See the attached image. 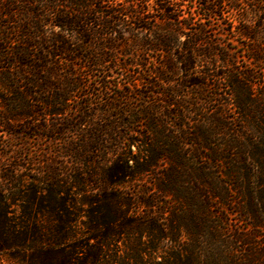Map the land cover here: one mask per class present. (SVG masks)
I'll use <instances>...</instances> for the list:
<instances>
[{
  "label": "trees",
  "instance_id": "obj_1",
  "mask_svg": "<svg viewBox=\"0 0 264 264\" xmlns=\"http://www.w3.org/2000/svg\"><path fill=\"white\" fill-rule=\"evenodd\" d=\"M184 1L0 0L1 131L21 127L64 143L54 158L43 153L37 184L26 190L15 171L1 173L0 251L29 244L36 252L28 264H47L77 237L80 204L88 241L83 260L71 256L70 264H264V0H204L201 13ZM226 11L236 16L228 30L245 46L249 69L229 70L237 57L207 35V21ZM91 78L99 103L81 101ZM188 144L198 155L190 158ZM150 174L169 196L167 211L124 190ZM19 195L28 205L17 223L6 205ZM143 204L151 209H135ZM215 206L246 221L245 231L223 226ZM142 251L150 259L163 252L162 260L145 263Z\"/></svg>",
  "mask_w": 264,
  "mask_h": 264
},
{
  "label": "rangeland",
  "instance_id": "obj_2",
  "mask_svg": "<svg viewBox=\"0 0 264 264\" xmlns=\"http://www.w3.org/2000/svg\"><path fill=\"white\" fill-rule=\"evenodd\" d=\"M191 1L193 2L194 6L197 7L196 8L197 11H199L200 13L203 12V10H201L200 7L202 6V3L204 0H191ZM186 2L187 0L184 1V3ZM198 16L199 14L197 13L195 18L198 19ZM235 18H236L235 15H233L229 11H226L224 12L223 18H221V16H214L207 21V23L210 25L208 26L207 35L211 39H214V40L221 39L222 41H225V43L227 44V48L225 49H227L228 53H234L233 55L237 57L235 66L228 67V69L232 71H234L236 67L239 69H243V70L249 69L250 67H252L249 64V62L246 61L245 58H243L244 53H246L245 46H242L241 42H239L240 39L238 38V36H236L233 33L230 34V31L228 30V22L232 21ZM231 47L232 48L236 47V48L232 50ZM219 48L222 51V47H219ZM263 67L264 65L258 68L263 69ZM220 71L222 72L223 70L220 69L219 72ZM224 71H227V69ZM117 80L123 85L126 83V78L125 80L123 79L122 80L117 79ZM117 80L115 82H117ZM136 82L139 87L140 85H142L140 80H137ZM221 83H222L221 86H223V88L225 89L226 81L223 80ZM87 84L91 85V87L87 91L88 94L84 96V98H82L81 101H86V100L92 101L93 100L94 102L99 103L101 99L99 100L98 97L91 95L92 91H94L92 88L96 86L97 81L94 78H91L89 81H87ZM145 89L146 88H144L143 90L145 91ZM226 95L227 94H225V96H222V98L224 99ZM74 99H77V98L74 97ZM150 100L153 102H159L158 97L154 96V94H152ZM70 101L72 104L75 103L73 100H70ZM218 106H219L218 102H215V104L212 106L210 105L209 108L214 109V108H217ZM2 111L3 109L0 108V115L2 114L1 113ZM71 115L72 113L67 112L65 114L57 115L55 117L58 119H63ZM1 129L2 128L0 127V177H1V173L10 169L12 171H15L17 176L22 177L25 187H21V190H24V189L26 190L27 189L26 187L36 185L37 182L34 180V178L39 177L38 172L35 170V168L38 167L37 161L41 159V157L43 156V153L45 155L47 151H49L48 154H46L48 157H51V158L56 157L55 151H62V147L64 146V143L57 142V143L49 144L46 140L42 141L43 139L42 140L35 139L32 135L27 134L29 133V131L25 132V130L21 127L14 128L15 131L19 133V134H14V135H11L9 132H3L1 131ZM137 129H139L140 131H143L145 127L139 124L137 126ZM175 129L176 128L174 127H170L167 133L170 134L171 132L175 131ZM190 131L195 132L194 129L192 130L190 129ZM189 142L191 143V139L189 140ZM137 149H138L137 145L132 148L134 152H136ZM186 149H188L190 158L193 157L194 153L195 155H198V150L195 147H193L191 144H188V146L186 145ZM17 156H22V157L17 158ZM60 156H64L63 153H60ZM190 160H191V163H195V160L193 159H190ZM57 161H61L60 164H63V165L67 161H69L70 163L72 162L71 159L69 158H59ZM199 162L200 160L198 159V164ZM130 164H132L133 166L136 165L132 161H130ZM16 165H22V167H17ZM167 165H168L167 162L161 163L160 165L161 169L162 168L165 169ZM157 177H159V175L157 176L154 174L137 177L136 179H133L132 181L128 182L124 190L133 193L137 200L139 199L146 200V201L154 203V209L156 207H157L156 209H162V208L167 207L165 208L167 211V209H170V206L169 204L168 206H165L164 201L168 203L170 202L169 201L170 199H169V196H164L158 191L156 187ZM182 179L185 182H187L186 184L188 186L191 185L189 183V179H187L186 177H183ZM37 189L39 190L38 192L39 197H45L48 195L46 191L40 190V188H37ZM20 195L18 198L19 200H16L17 198L15 200H8L7 205H6L7 215L10 221H14L17 223L19 222V218L24 213V209H25L24 206L28 205L26 202H23L24 198H22ZM78 207L79 209H83L84 211H79V210L77 211V214H78L77 223L74 226L75 230L78 232L77 237L73 240L69 239L63 242L64 243L63 245L57 246L55 248L56 249L55 253L53 252L49 254V259H48L47 264H70L71 256H75L77 259L83 260L84 254L81 252L82 249L80 248V246L82 245V243H85L86 241H88L87 239H84V237L82 236V231L85 228L82 225V222H85L87 220L85 216L86 206L82 207V205L79 204ZM233 207L234 206H230V208L232 209ZM36 208L37 206L34 207V209L37 211ZM69 209L71 212L75 211L71 207H69ZM135 209L139 211H145V210L151 209V207L143 204L142 206H139V208H135ZM213 212L217 219L223 218L224 220H226V223H224L223 226H226L227 229L229 230H234L238 228V229L245 231V228H247L246 221H240L238 219V216L235 214H228L226 210L222 208L221 206H215L213 208ZM43 215L44 214L39 215V219L43 220L44 219ZM166 217L167 216L164 214L163 218H166ZM10 223L13 224V222H10ZM14 227L17 230L19 229V227H17L16 225ZM4 238L5 236L0 237L1 240ZM147 238L148 237L143 236V239H142L143 243H147ZM90 242L92 243V240H90ZM127 242L128 241H126L125 237H121V239H119V241L117 242L116 244L117 253L120 256H125L126 254L130 253V251H128V249L126 248ZM73 243L79 245V247L75 249L74 251L73 249L68 247L69 244H73ZM1 245L4 247L5 244L1 243ZM35 252L36 250H33L31 245L29 246V244L24 247L4 248L0 251V264H28L27 256H31ZM140 255L143 257V261L145 263H148L150 261H161L163 252L158 251L157 253H154L153 256L155 257V259L154 258L150 259L148 257V253H145L143 251L140 253Z\"/></svg>",
  "mask_w": 264,
  "mask_h": 264
}]
</instances>
